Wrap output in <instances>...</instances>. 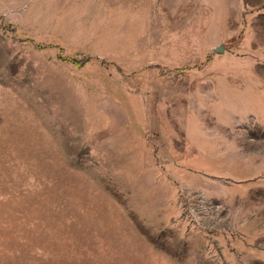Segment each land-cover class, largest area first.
<instances>
[{
    "label": "rangeland",
    "instance_id": "rangeland-1",
    "mask_svg": "<svg viewBox=\"0 0 264 264\" xmlns=\"http://www.w3.org/2000/svg\"><path fill=\"white\" fill-rule=\"evenodd\" d=\"M0 264H264V0H0Z\"/></svg>",
    "mask_w": 264,
    "mask_h": 264
}]
</instances>
